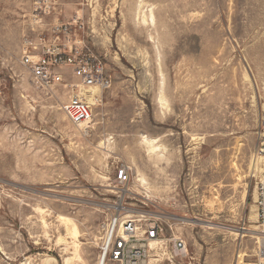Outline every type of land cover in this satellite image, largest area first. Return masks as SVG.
Instances as JSON below:
<instances>
[{
	"label": "rangeland",
	"instance_id": "374dc122",
	"mask_svg": "<svg viewBox=\"0 0 264 264\" xmlns=\"http://www.w3.org/2000/svg\"><path fill=\"white\" fill-rule=\"evenodd\" d=\"M55 26L67 27L59 44L85 45L111 80L86 128L61 111L71 69L46 90L21 63L27 41L53 39ZM262 110L264 0H0V264H98L100 227L120 205L175 219L184 236L186 256L170 261L167 247L145 264H256ZM141 134L160 137L165 158L147 155Z\"/></svg>",
	"mask_w": 264,
	"mask_h": 264
},
{
	"label": "built area",
	"instance_id": "2783aa9c",
	"mask_svg": "<svg viewBox=\"0 0 264 264\" xmlns=\"http://www.w3.org/2000/svg\"><path fill=\"white\" fill-rule=\"evenodd\" d=\"M61 29L66 30L67 27L55 26L51 29L53 39L46 40L39 32L35 41H27L21 63L29 70L33 81L46 90L61 85L63 76L59 68L69 67L76 82L66 84L70 87V94L62 103L61 111L74 123H89L93 117L94 104L100 102L101 93L109 88L111 80L102 60L85 45L72 47L57 42ZM84 48L88 51L85 52ZM92 89H97V92L93 94V101L89 102L88 96ZM255 138L254 157L264 159V110L259 115ZM262 177L256 186L254 199L260 233L256 264H264V172ZM129 181L128 168L121 165L114 174L115 187L122 188ZM119 207L100 227L99 264H145L152 252L166 250L167 247L170 261L187 255L186 241L175 219L145 207L132 212L131 217H125L127 214H121L125 207Z\"/></svg>",
	"mask_w": 264,
	"mask_h": 264
},
{
	"label": "bare ground",
	"instance_id": "6f19581e",
	"mask_svg": "<svg viewBox=\"0 0 264 264\" xmlns=\"http://www.w3.org/2000/svg\"><path fill=\"white\" fill-rule=\"evenodd\" d=\"M143 5H144V3H143ZM140 6H142V5H140ZM151 7L149 9L148 16H146V14H143V13L140 14V15H143V16H141V19H142L141 21L146 22L147 20L145 18H148V17H149V19L151 21H153V13H152ZM162 85H163V80L161 79V84H160V87H159L158 94L156 96V101H157V104H158L159 114H161V116H164L165 111L169 107V105H168L169 103H168L165 95L162 92V89H163ZM96 92H97V89H92L90 91V94L88 96L89 102L93 101V94H95ZM79 124H80V126L82 128H86V126H87V123H79ZM139 143L144 147V149L146 151V154L149 155L150 157H156L157 159H163V158H165V154H166L168 148L166 149L165 145L161 142L160 137H147V136H144L143 134H141ZM100 144H101V147H105V149L103 150V157H104L103 159L105 160V162H107V159L109 157H111V152L109 150L110 149V146L109 145L112 144V141H111V139L109 137H107L102 142H100ZM262 160L263 159H260V158H253L251 160V166H250L251 172H254L255 170H257L258 164ZM263 172H264V170H260V174L261 175H262ZM136 176L138 177V181L142 184V186H144L146 189H149L148 188L149 187L148 186V182L146 181V179L140 173H138ZM125 217H131V213H127V215ZM59 220L62 222V224L65 227L66 236L69 237V238H71L73 241L74 240H77L79 231H78L77 226L74 223V221L71 218L66 217V216H60V219ZM251 231H254V230H251ZM61 240L64 241V242L66 241L65 239H63V237L61 238ZM239 257H240V255H238V258ZM30 264H37V263H30ZM65 264H74L73 263V257H67L65 259ZM98 264H99V262H98Z\"/></svg>",
	"mask_w": 264,
	"mask_h": 264
}]
</instances>
